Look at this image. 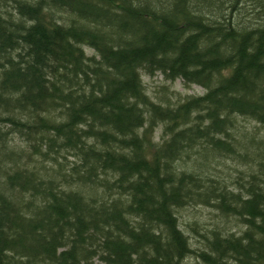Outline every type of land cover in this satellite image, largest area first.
Masks as SVG:
<instances>
[{
	"label": "trees",
	"instance_id": "obj_1",
	"mask_svg": "<svg viewBox=\"0 0 264 264\" xmlns=\"http://www.w3.org/2000/svg\"><path fill=\"white\" fill-rule=\"evenodd\" d=\"M243 1L0 0V264H264V137L238 122L264 125V0ZM142 72L203 91L156 100ZM191 203L239 232L195 248Z\"/></svg>",
	"mask_w": 264,
	"mask_h": 264
},
{
	"label": "rangeland",
	"instance_id": "obj_2",
	"mask_svg": "<svg viewBox=\"0 0 264 264\" xmlns=\"http://www.w3.org/2000/svg\"><path fill=\"white\" fill-rule=\"evenodd\" d=\"M191 1L193 3L196 2V0ZM249 2L250 1L245 0L243 1L242 5L245 4V7L250 9L251 7L249 6L251 5ZM86 49L89 53L94 51L90 47H87ZM142 80L147 93H149L154 99H161L162 101H166L171 104L176 103L177 98L180 99V97L184 95L199 94L203 91V87L197 83H192L191 85L184 84L182 78L180 77L170 80L169 78L164 77V75H162L160 72H156L152 75L142 72ZM238 122L248 130L254 131L256 138L264 137V125H261L246 117H239ZM159 132V128L154 129L152 137L154 138L153 140L160 138ZM8 136V141L10 142L9 145L19 150L18 146H22L21 141H18V138L11 133H8ZM18 153L24 159L25 156L20 152ZM66 156L68 155L66 154ZM61 157L59 159H61ZM197 161L199 165H201V161ZM15 162H20V160L15 159ZM225 163L227 166H215L211 164L208 167V173L220 178H230L238 174V169L246 168V164H240L238 162L236 163L230 159L225 160ZM212 166L218 167L219 169H216ZM200 167L205 168L202 165ZM0 173L3 175L2 171H0ZM177 215L180 227L186 234H188L189 240L192 246H195V248L198 246H203V234H206V232L212 228H221L226 232H239L240 229V223H238L236 220L225 221L226 218L222 216L216 208L210 205L191 203L189 205L179 207L177 209ZM95 261L97 260L95 259ZM189 261L190 264H200L196 258H194V256H192V258L190 257Z\"/></svg>",
	"mask_w": 264,
	"mask_h": 264
}]
</instances>
